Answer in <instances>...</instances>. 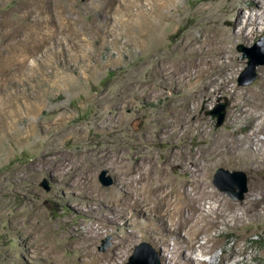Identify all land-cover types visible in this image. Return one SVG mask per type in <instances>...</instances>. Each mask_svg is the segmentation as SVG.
Instances as JSON below:
<instances>
[{"label": "rangeland", "instance_id": "obj_1", "mask_svg": "<svg viewBox=\"0 0 264 264\" xmlns=\"http://www.w3.org/2000/svg\"><path fill=\"white\" fill-rule=\"evenodd\" d=\"M232 1H224L223 9L215 11V20L220 17L222 21ZM237 1L241 15L250 16V23L260 11V2L264 4V0ZM217 2L0 0V264H127L142 243L158 252L162 264L164 255L179 257L178 264H191V259L195 264H219L227 256L225 247L236 243L239 246L234 257L244 259L245 264H264L262 216L220 229L199 222L203 233L194 235L192 242L184 229L172 238L158 230L159 236L151 227L145 232L125 228L119 218L135 210L139 198L160 196L154 190L164 185L166 175L177 178L175 187L182 193L202 198L200 190L193 192L187 185L193 180L192 172L198 170L196 179L206 180L207 191L218 194L217 198L203 197L204 201L196 204L203 215L211 207L217 210L222 199L243 202L252 193L255 174L249 168L231 166L228 155L218 158L225 160L210 168L218 159L210 164L205 162L209 154L200 152L199 141L204 137L201 128L210 137L229 136L237 127L242 128L228 126L232 112L228 97L221 93L212 100L204 97L193 116L194 105L188 106L189 126H198L199 135L190 133L183 139L175 124L184 110L183 94L174 90L168 99L144 98L146 92L152 94L161 68H176L183 62L184 48L189 49L199 39L197 49L202 44L205 50L209 48L206 39L213 36L217 21L205 20L208 14L196 11L214 7ZM237 18L236 12H227L218 24L232 33ZM262 31L257 30L248 42L236 39L226 46L229 55L225 57L234 56L240 63L233 79L241 89L256 87L264 66L257 67L253 83L240 85L248 59L242 58L238 48H253L264 38ZM146 35H153L161 44L147 40ZM124 91L133 95L134 103L121 113L118 106L122 96H127ZM171 100L174 106L169 111L163 106ZM221 105L226 107V121L218 126L211 113ZM247 124L243 123L244 129L233 138L249 135ZM170 130L176 138L167 142L163 132ZM210 137L202 143L206 149L211 147ZM257 145L260 147V143ZM182 151L186 158L180 156ZM178 162L188 166L186 173L177 169ZM218 169L246 174L248 192L243 200L235 201L215 187L213 179ZM104 171L113 179L109 187L100 182ZM45 181L50 191L43 188ZM230 184L234 181L226 183ZM92 190H96L95 195ZM226 211L229 214L235 210ZM110 217H117L116 227L108 222ZM212 220L206 218L207 222ZM176 239L179 246L183 245L182 252L174 250ZM106 242L109 245L103 252L100 249ZM243 249L246 253L241 255ZM164 250L169 252L164 254Z\"/></svg>", "mask_w": 264, "mask_h": 264}, {"label": "bare ground", "instance_id": "obj_2", "mask_svg": "<svg viewBox=\"0 0 264 264\" xmlns=\"http://www.w3.org/2000/svg\"><path fill=\"white\" fill-rule=\"evenodd\" d=\"M224 1L226 2V0H219V2H217V5L214 7H208V8L201 7L199 9H197V11H196V14H203V15L208 14V16L205 20L209 19V20H214L215 22L217 21L213 27V31H214L213 32L214 34L212 33L213 36L209 37V35H208L209 38L206 37L207 38L206 40L208 41V44H209V46H208L209 48L207 47L208 49L205 50V45L202 44L200 46V49H197L196 45L200 44V42H201L200 39L198 40V42H196V43L194 42L195 44L194 45L192 44L193 46H191L189 49L188 48H184V49L182 48L184 50L183 59H182L183 62L180 65H177L176 68H175V66L171 67V68H168L169 66L161 68L160 69L161 75L156 77V79L154 80V85H153V87H151V88H153L152 94L150 93L151 96H149L150 94H148L146 92L144 94V96H145L144 98H146V99L150 98L151 101H152V99L153 100H161L163 98L168 99L169 97L172 96L171 94H173L172 92L174 90L178 91L177 94L178 93L183 94L182 99L184 101V104H183L182 109H184V110L181 111V115L179 116L180 122L178 121L175 123L177 125L178 129L180 130L178 136H181L183 139V136L187 137V134H190V133L193 136L199 135L197 132V130L199 128L198 126L193 125L192 128H191V126H189V122H188V116L189 115H186V112H187L186 110H188V106L190 107V105H192V104L194 105L193 110L190 107L191 108V114L188 112V114L192 115L193 111H195L197 109V107L200 106V103L204 97L209 96L212 100L215 96H217L218 93H221V94H223V96L228 97L229 101L232 104L230 107L231 111H232L231 116H230L231 117V123L228 124V126L237 127L239 125V126H242V128L244 129L243 123H248L247 124L248 126H245V127L251 128L250 134L244 138H237V139L233 138L234 135H237L238 132H241L243 130L241 127H237L235 132H229V136L227 133V136L225 134H221V135H218L217 137L216 136L210 137V134L205 133L204 129L201 128L200 133H201V135H204V137H203L202 141H199V143H201L200 144V152L206 151L209 154V156L207 155L208 160L205 161L207 158H204L203 161L208 162L210 164L212 163L210 161H214V160L216 161V159L221 158L225 155H228L229 156L228 158H230L229 163L231 166L232 165L233 166L238 165V166L243 167V168L244 167L249 168V171L251 173L255 174V176L252 177V182H251L252 193H251L250 197L247 198L243 202L242 201L241 202H233L231 200L222 199V200L218 201L219 207L217 210H215L211 207L210 212H208L207 215H205V214L203 215V213L200 212L201 210H199L200 207H196V204L202 203V201H204V200H202L203 197L209 196L212 198H217L218 194H216L214 192L207 191V189L209 187L207 184L208 182H206V180L204 181V179H203V181H201L199 179H196V177H197L196 174H197L198 170L192 172L193 173V180H191L189 182V184H187V185H190L191 187H193V192L200 190L202 198H194V197H192L191 194L189 195L188 192L182 193L181 191H179V189H177L175 187V183H176L177 178L175 179L174 176L166 175V173H165L164 175H166V176L162 179L164 185L162 186V184H161V186H158L154 190V191H157V193L160 194V196L158 195L155 197H149V198H144V199L139 198L137 200V202L135 203V210H133L131 213H128V214L122 213V215L119 216V218L125 222L124 223L125 228L126 227H133V229L134 228L136 230L139 229L140 232L141 231L145 232L146 229L151 227L152 229H154L156 234H158L159 236L161 234L158 232V230L162 231L163 234L167 233L165 235H167L169 237L174 236V235L177 236L184 229L187 232L188 240L191 241L192 239H194L193 238L194 235H199L200 232L203 233V231H201V229L198 228L199 222H205L208 225V227H210L211 229H216V228H219L220 226H223V227L226 226L229 228V227H231L230 224H232V226H236L237 223L239 224L243 220L245 221V219H247V218H253V217L257 218L260 216L264 217V157H262V161H260L261 159L259 160V158L261 156H264V138H260V136H264V70L261 71L260 79L258 81L257 86L256 87L254 86L255 88L251 87V88L241 89V87H238V85L237 86L234 85L235 81L233 79L234 74H236V72H237V68L239 66L238 64H240V63L237 62L238 60L236 61L234 56L230 55L228 58H226L227 56L225 57L226 53L228 54V52L226 50V46L228 44H231V42L235 41L236 39L240 40V41L248 42L257 30L263 29L262 32H264V4H263V2H260V5H259L260 11L258 14H256L252 18L253 22L250 23V22H248L251 20L250 16H247V17L244 16L243 17L241 15L242 13H240V10H239L238 1L233 0L229 6V7H231V9H228V11H227V12H236L238 15V18H237V20L235 22V26H234L235 28H234V31L232 32L233 33L232 34L229 30H224L218 24L219 22L223 21L227 12H224V15L222 16L223 17L222 21L218 20L220 17L219 18L217 17L216 20L214 19V18H216L215 15H217V14H215L216 13L215 11L217 9H218V11L223 9L222 6L224 5L223 4ZM249 15H251V14H249ZM167 17L169 18V15L165 16V19ZM203 17H201V18H203ZM146 26L147 25H145L144 27H146ZM208 30H212V27H211V29H208ZM209 33H210V31H208V34ZM142 38H144V37H142ZM146 39L150 40L153 43H156V45L161 44L160 41L158 39H156V37H154L153 35H150V36L146 35ZM143 50L144 51L146 50L145 47H143ZM231 52H229V53H231ZM161 65H163V64H161ZM157 74H158V72H157ZM230 76H232V77H230ZM130 90H132V89H130ZM125 93L127 94V96H122L123 97L122 103L120 106H118V108L121 107V110H120L121 113L123 112V110L125 108L132 107V105L134 103L133 95H131L130 93H127V92H125ZM128 94H130V95H128ZM182 94H180V95H182ZM253 97H254V99L252 100ZM171 101L169 102V104L166 105V107L163 106L164 108H166V110L172 111V107L174 106V104H173L174 101H172V103H171ZM179 101H181V100H179ZM177 107L178 106L176 105V108ZM194 118L196 119V115ZM195 121H197V120H195ZM177 127L174 129H177ZM175 135L176 134L174 131H171V130L165 131V132H163V139L168 142L171 140V138H173V140H174V138H176ZM208 137L211 138V140H210L211 144H209V145H211V147L208 146L210 148L206 149L207 146H205V144L203 145L202 143H206L208 141L207 140ZM160 139L162 140V138H160ZM256 139L258 140L257 142H255ZM177 140H179V139H177ZM258 143H260V147H258V145H257ZM175 144H177V143H175ZM254 146H257V148L255 149ZM195 154L197 155L196 157H200L199 153H195ZM201 155H203V154L201 153ZM180 156L186 158L185 152L182 151ZM174 157H176V156L173 155V158ZM194 159H193V162L191 163L192 166H194V163H196ZM196 159L200 160L199 158H196ZM223 159H218L215 163L213 162L214 164L213 165L211 164V166L209 164L210 168L214 167L216 164L222 163ZM171 160H173V159H171ZM169 163H171V162H169ZM227 164H228V162H227ZM167 165H168V163H167ZM176 165H178L177 169L180 168V169H183L185 171V173L187 172L188 166L186 168L185 163H179ZM160 169H162V168H160ZM167 173L169 174V172H167ZM159 174H163V173L161 172ZM161 177H163V176H161ZM153 179H155V178H153ZM156 183H157V181H156ZM202 185H203V188L201 187ZM149 188L150 187L148 186V189ZM150 191L152 192L151 188H150ZM94 192H96V190H92V194ZM143 192L144 191L142 190L141 193H143ZM93 195H95V194H93ZM151 196H153V195H151ZM94 199H97V196ZM212 201H213V199H212ZM228 208H233L235 211H231V212H229V214H227L228 212L226 210H228ZM105 209L108 210V208H105ZM93 212L96 213V212H98V210H93ZM103 212L105 213V211H103ZM199 212H200V214L197 215ZM236 212H239L240 214H238ZM153 213H155V216H153ZM186 213H188V214H186ZM185 214L188 216H185ZM208 217H211L214 220L207 222L206 218H208ZM116 218L117 217L111 218L108 221L111 224L113 223V225H115V227H116V223H117ZM139 219H141L142 221L140 222ZM199 227H200V225H199ZM131 236H133V234H131ZM163 238H164V236H163ZM167 239H169V238H167ZM171 241H172V239H171ZM167 242H168V240H167ZM169 242H170V240H169ZM175 242L177 244L175 245L176 247L174 248V250L177 249V251L179 253V251L181 250V247L183 245L179 246L180 245L179 239H176ZM184 242H185V238L183 239V243ZM166 246L169 247V245H166ZM237 246H239L238 243H236L235 245H233L231 247H225L224 250L227 253V256L222 258V260L219 264H225L226 261H228V260L229 261L231 260L230 264H232V263L245 264L246 262L244 259H238L237 257H234V251H235ZM188 248L190 250L193 249V247H188ZM166 251L164 250L163 253L165 254ZM172 251H173V249H172ZM168 252H166V254ZM180 252H182V251H180ZM186 252L191 253V251H186ZM245 253H246V249H243L240 254L243 255ZM168 257L169 256L164 255V264H178V262H177L178 261L177 259L179 258L178 256H177L178 257L177 259H176L175 255H174V257H171V258H168ZM217 259H219V258H217ZM190 261H191L190 262L191 264H195V262L192 259ZM200 264H208V263L207 262H201Z\"/></svg>", "mask_w": 264, "mask_h": 264}, {"label": "water", "instance_id": "obj_3", "mask_svg": "<svg viewBox=\"0 0 264 264\" xmlns=\"http://www.w3.org/2000/svg\"><path fill=\"white\" fill-rule=\"evenodd\" d=\"M238 50L243 52V59H248L247 68L242 74V78L239 80L240 85L251 84L257 78L256 69L259 66H264V38L259 40L253 48H246L241 45ZM226 107L221 105L211 113V115L217 119V125L221 126L226 121ZM229 180L234 181V184H230ZM100 182L103 186L109 187L113 184V179L107 176V172L104 171L100 175ZM213 183L215 187L222 193L227 194L235 201L243 200L245 194L248 192L247 177L246 174L240 171L229 172L224 169H218L214 174ZM43 188L46 191H50V186L47 181L43 183ZM108 242L104 244L101 251H106ZM127 264H162L161 258L158 252L148 243H142L134 250L133 255L130 257Z\"/></svg>", "mask_w": 264, "mask_h": 264}]
</instances>
